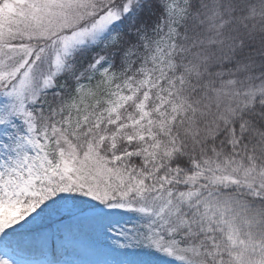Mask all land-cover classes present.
Wrapping results in <instances>:
<instances>
[{
    "label": "snow or ice",
    "instance_id": "obj_1",
    "mask_svg": "<svg viewBox=\"0 0 264 264\" xmlns=\"http://www.w3.org/2000/svg\"><path fill=\"white\" fill-rule=\"evenodd\" d=\"M0 264H264V0H0Z\"/></svg>",
    "mask_w": 264,
    "mask_h": 264
},
{
    "label": "trees",
    "instance_id": "obj_2",
    "mask_svg": "<svg viewBox=\"0 0 264 264\" xmlns=\"http://www.w3.org/2000/svg\"><path fill=\"white\" fill-rule=\"evenodd\" d=\"M60 258L62 260L92 262L109 257H106L103 249L96 247L88 238L82 237L68 245L67 253L61 255Z\"/></svg>",
    "mask_w": 264,
    "mask_h": 264
}]
</instances>
